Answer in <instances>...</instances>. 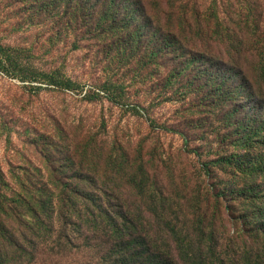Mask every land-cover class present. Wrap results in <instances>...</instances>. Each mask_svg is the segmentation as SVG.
<instances>
[{"label":"trees","instance_id":"trees-1","mask_svg":"<svg viewBox=\"0 0 264 264\" xmlns=\"http://www.w3.org/2000/svg\"><path fill=\"white\" fill-rule=\"evenodd\" d=\"M7 1L31 26L56 22V34L75 49L110 39L109 50L136 56L165 89L182 80L188 95L209 87L226 128L202 135L174 129L198 162L177 196L158 187L142 151L116 155L89 138L77 177L66 176L64 164H50L32 190L21 167L7 171L0 162V264H39L41 250L53 254L80 238L84 249L95 243L97 264H264V31L236 44L216 0ZM0 72L64 91L80 88L59 71L27 72L2 43Z\"/></svg>","mask_w":264,"mask_h":264},{"label":"rangeland","instance_id":"rangeland-1","mask_svg":"<svg viewBox=\"0 0 264 264\" xmlns=\"http://www.w3.org/2000/svg\"><path fill=\"white\" fill-rule=\"evenodd\" d=\"M216 2L236 44L244 36L253 41L252 34L264 31V0ZM21 15L9 1L0 0V43L13 49L27 72L59 71L80 88L69 92L45 81L23 82L0 72V162L5 170L21 167L31 190L48 177L50 164L55 169L64 164L66 176L77 177L79 152L89 138L92 147L103 142V150L114 148L116 155L123 151L133 158L142 151L152 160L158 187L176 196L183 191L185 178L193 176L198 162L183 151V140L174 129L202 135L226 128L224 111L208 97L209 87L198 86L188 95L182 80L165 89L136 65V56L123 59L109 50L110 39L104 44L85 41L75 49L71 40L56 34V22L31 26L21 21ZM257 26L262 28L256 31ZM103 87L120 100L105 96ZM94 91L98 95L84 98ZM77 240L74 247L62 246L53 254L41 250L38 263L97 264L95 243L84 249V238Z\"/></svg>","mask_w":264,"mask_h":264}]
</instances>
